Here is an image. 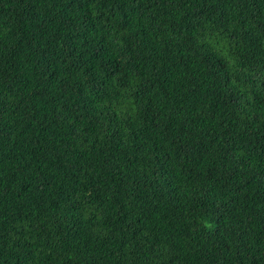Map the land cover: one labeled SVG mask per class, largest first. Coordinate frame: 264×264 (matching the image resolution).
I'll list each match as a JSON object with an SVG mask.
<instances>
[{
    "label": "trees",
    "instance_id": "1",
    "mask_svg": "<svg viewBox=\"0 0 264 264\" xmlns=\"http://www.w3.org/2000/svg\"><path fill=\"white\" fill-rule=\"evenodd\" d=\"M0 264H264V0H0Z\"/></svg>",
    "mask_w": 264,
    "mask_h": 264
},
{
    "label": "bare ground",
    "instance_id": "2",
    "mask_svg": "<svg viewBox=\"0 0 264 264\" xmlns=\"http://www.w3.org/2000/svg\"><path fill=\"white\" fill-rule=\"evenodd\" d=\"M102 194H103V192H102Z\"/></svg>",
    "mask_w": 264,
    "mask_h": 264
}]
</instances>
